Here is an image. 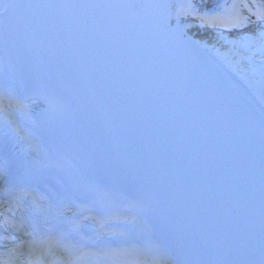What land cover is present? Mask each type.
<instances>
[{
  "label": "snow or ice",
  "instance_id": "obj_1",
  "mask_svg": "<svg viewBox=\"0 0 264 264\" xmlns=\"http://www.w3.org/2000/svg\"><path fill=\"white\" fill-rule=\"evenodd\" d=\"M146 6L159 9L168 27L192 44L207 45V38L199 36L193 32V29H209L213 35L219 30L220 39L232 45L233 49L240 51L241 54L242 50L251 47L254 43L258 49L257 54L264 63V0H233L231 4L227 0H185L179 5L166 0L163 3ZM28 107L27 103L17 101L11 95H0V113L10 115V109L26 113ZM8 123L19 137L21 129L16 126L15 121L9 120ZM20 139L27 141L28 138L20 137ZM14 147L15 145L10 147L5 140L0 139V207H5L7 212L11 210L12 201H15L17 209L34 215L37 222L33 231H27L23 223H15L7 217L0 221V228H13L21 232L23 237L28 238L18 241L11 235L0 237V240L9 241L12 245L11 247L8 244L0 245L4 248V251L0 252V264H89L91 257H115L126 251L121 249L116 241H112L115 247L109 246L102 251L87 249L79 246V241H76L71 233L66 235L60 231L57 234L59 223H53L49 219L53 205L50 189L45 183L44 168L35 161H28L24 165L17 164ZM32 151L34 149L29 148V152ZM26 178L27 183H25ZM85 195L96 201L98 196L101 199H111L113 193L102 184H98L95 191H87ZM4 197L11 198L7 205L3 204ZM40 218H43V224L46 225L43 231H41ZM101 218H103L102 214ZM109 219L113 218L109 217ZM115 219L120 220L122 224L135 220L132 218L130 221L128 217ZM72 232H75V228ZM54 250H61L67 253V256L57 257ZM259 264H264V251L261 253Z\"/></svg>",
  "mask_w": 264,
  "mask_h": 264
},
{
  "label": "bare ground",
  "instance_id": "obj_2",
  "mask_svg": "<svg viewBox=\"0 0 264 264\" xmlns=\"http://www.w3.org/2000/svg\"><path fill=\"white\" fill-rule=\"evenodd\" d=\"M31 1L32 0H6L5 5L7 7H4V6L0 7V11H2L0 13V22H4L6 19H13L18 15H20L21 17L22 15L28 14V12L30 11L31 5H32ZM93 34H94V38L97 40L98 44L100 45L102 52L104 53V50L100 44V39H99V35L97 31H94ZM207 42L210 44H208V46L206 45L207 46L206 49L210 51H214V50L217 51V49H219L222 46V43L220 41L219 42H215L214 40L210 41L209 38ZM20 49H21V45L18 44L17 50H20ZM40 62H41V59H40ZM40 157H41L40 155L38 156L35 154L34 156L31 155L30 158H23L20 161L19 165H24L28 161H35L38 165H40L41 163ZM26 181H27V178L25 179V182Z\"/></svg>",
  "mask_w": 264,
  "mask_h": 264
},
{
  "label": "rangeland",
  "instance_id": "obj_3",
  "mask_svg": "<svg viewBox=\"0 0 264 264\" xmlns=\"http://www.w3.org/2000/svg\"><path fill=\"white\" fill-rule=\"evenodd\" d=\"M215 37H216V36H215ZM215 37H214V38H215ZM218 38H220V37H218ZM222 42H223V44H224V47H233L232 45L225 43L223 40H222ZM255 48H257V46L253 43V44L251 45V47H249V48H247V49H244L243 51L246 52V53L249 54V55L251 54L252 56H255V54H253V50H254Z\"/></svg>",
  "mask_w": 264,
  "mask_h": 264
}]
</instances>
